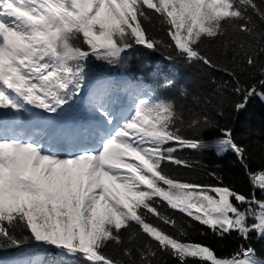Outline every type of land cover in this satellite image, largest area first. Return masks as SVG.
I'll list each match as a JSON object with an SVG mask.
<instances>
[{"label":"snow or ice","instance_id":"1","mask_svg":"<svg viewBox=\"0 0 264 264\" xmlns=\"http://www.w3.org/2000/svg\"><path fill=\"white\" fill-rule=\"evenodd\" d=\"M137 47L221 76L203 103L186 105L140 79L89 72L90 58L118 67ZM151 75L175 86V69ZM254 97L264 102V0H0V251L15 250L0 264H158L160 253L178 264H264L251 244L219 256L161 210L221 238L264 239V165L252 169L218 119L223 104L239 114ZM184 150L232 152L251 192L215 172L214 184L171 174L192 167Z\"/></svg>","mask_w":264,"mask_h":264},{"label":"trees","instance_id":"2","mask_svg":"<svg viewBox=\"0 0 264 264\" xmlns=\"http://www.w3.org/2000/svg\"><path fill=\"white\" fill-rule=\"evenodd\" d=\"M153 31L158 37L166 38L163 32L157 29H153ZM205 46L202 45V47ZM169 54L174 55L170 51L161 50L153 52L142 47H137L126 54V60L122 66L109 68L103 62L90 58L88 68L90 73L96 72L100 68H105L110 74L118 78L123 77L127 80L140 79L146 86L156 90L159 94L176 98L178 103L191 105L193 97H200L201 103H203V97L210 95L212 92L214 87L212 82L218 80L221 74L211 72L199 63L186 64L181 59H176L175 62L170 63L165 59V56ZM157 65L163 66L166 71L168 69H175L176 83L174 87L170 89L158 87L157 81L151 75L152 68ZM193 77L194 80H191ZM252 82L254 81H249V83ZM185 90L188 95L182 99L180 94ZM235 99V97L231 98V100ZM211 107L213 108L212 114L215 115V101ZM220 110L224 113L222 117H218L220 125L233 128L237 141L247 146V151L250 154L251 168L255 170L264 165V102L254 97L249 101L247 108L239 114L233 111L231 101L220 106ZM214 135V133H204L206 139ZM177 155L188 160L192 167L183 168L170 165L168 170L175 176L193 182L214 184L216 181L209 173L215 172L222 177L225 184L233 186L237 191L248 194L252 190L243 167L232 152L217 155L215 150H184ZM257 195L264 196V193H260L257 190ZM161 210L165 214L175 217L181 225L190 224L191 228L189 232L191 239L206 243L219 256H227L235 251L241 243H244L245 246L251 244L256 248L258 255H264V239L258 238L256 233H252L248 241H243L236 232H232L221 238L204 226L191 221L185 215L171 210L166 204L162 205ZM153 222L159 223L155 218H153ZM161 227H164L169 232L173 231L163 224H161ZM201 233L204 234L201 235ZM144 239V237H141L140 242L142 243ZM12 251L15 250L0 251V257L8 258ZM106 251L109 255H119L112 245H109ZM74 264H87V261L78 258L74 261ZM158 264H178V262L166 253H160ZM190 264H198V262H190Z\"/></svg>","mask_w":264,"mask_h":264},{"label":"rangeland","instance_id":"3","mask_svg":"<svg viewBox=\"0 0 264 264\" xmlns=\"http://www.w3.org/2000/svg\"><path fill=\"white\" fill-rule=\"evenodd\" d=\"M192 76H194V75H192ZM191 80H194V77ZM77 103L79 104V102H77ZM21 115H23L24 118L26 117L27 120H25V121H27V122H31L33 120V116L31 113H23Z\"/></svg>","mask_w":264,"mask_h":264}]
</instances>
